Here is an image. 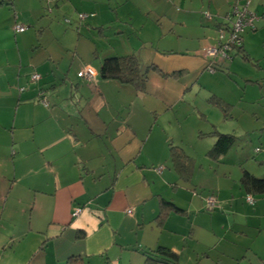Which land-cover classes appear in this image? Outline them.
I'll return each mask as SVG.
<instances>
[{"label": "crops", "instance_id": "obj_1", "mask_svg": "<svg viewBox=\"0 0 264 264\" xmlns=\"http://www.w3.org/2000/svg\"><path fill=\"white\" fill-rule=\"evenodd\" d=\"M235 1L0 4L12 10L0 13V264L103 254L108 264H143L157 246L181 264H264V193L240 180L245 170L264 179V0H250L256 19L229 63L216 60L209 72L203 55L227 36ZM42 4L62 22L38 15ZM128 54L147 66L141 90L99 75L104 58ZM83 64L94 82L80 77ZM211 105L232 131L203 112ZM236 131L226 153L208 154L217 133ZM170 145L187 155V171Z\"/></svg>", "mask_w": 264, "mask_h": 264}, {"label": "trees", "instance_id": "obj_2", "mask_svg": "<svg viewBox=\"0 0 264 264\" xmlns=\"http://www.w3.org/2000/svg\"><path fill=\"white\" fill-rule=\"evenodd\" d=\"M4 0H0L2 4ZM157 69L154 65L149 66ZM99 75L103 79H115L120 83L129 84L138 90L143 89L146 81V71H141L140 63L136 55L128 54L123 56L106 57L101 61L99 67ZM42 92H39V98ZM218 103V102H217ZM237 136L232 133H217L216 140L210 147L208 154L211 157H218L228 151L235 143ZM170 156L175 162L178 171L181 169L187 171L188 157L185 155L181 147L170 145ZM241 183L248 192L264 193V179L253 176L246 170L241 176ZM176 208L172 203L163 202V207ZM161 215V212H160ZM68 264H82L79 259L73 258ZM143 264H181L176 252L165 246H157L153 250L145 252Z\"/></svg>", "mask_w": 264, "mask_h": 264}, {"label": "built area", "instance_id": "obj_3", "mask_svg": "<svg viewBox=\"0 0 264 264\" xmlns=\"http://www.w3.org/2000/svg\"><path fill=\"white\" fill-rule=\"evenodd\" d=\"M250 0H236L231 8L230 12L227 14L228 20H230V25L227 29V36L225 38L222 37V29H220V40L214 46H208L203 48V55L208 60L207 70L209 72L215 71V62L216 60H225L230 59L232 56V51L234 48H238L241 46L242 37L241 34L245 27L253 26L254 19H256L255 13L249 10ZM205 16H209L205 13ZM87 17L86 13H79L78 18L83 20ZM15 31H23L25 26L23 24L17 23L14 26ZM80 77L88 82H94L96 78V71L90 64H83L81 70L79 71ZM40 75L37 72H33L30 75V80L35 82L38 80ZM39 101L48 105V100L45 95L42 94ZM246 200L248 202H253V197L248 194L246 196ZM207 206L209 208L215 205L214 196L210 195L206 199ZM81 211L80 208H75L72 212V215H78ZM131 210L128 209L127 212Z\"/></svg>", "mask_w": 264, "mask_h": 264}, {"label": "rangeland", "instance_id": "obj_4", "mask_svg": "<svg viewBox=\"0 0 264 264\" xmlns=\"http://www.w3.org/2000/svg\"><path fill=\"white\" fill-rule=\"evenodd\" d=\"M11 12L12 13V10H11V8L9 7V6H7V5H4L3 7H1L0 8V13H1V15H3V16H5L6 14H7V12ZM35 11H38L39 12V10H35ZM40 11H41V9H40ZM36 13V12H35ZM40 14H42L43 16H44V18H48V19H50L51 21H57V22H62V17H64V16H62V15H64V14H61V13H59L58 12V10H56V11H54V13H52L51 14V12H48V8H47V6L45 5V4H42V13H39L38 15H40ZM43 16H41V17H43ZM67 20V19H66ZM79 21V20H78ZM63 26L64 27H62L61 29L62 30H64V29H68V26L67 25H65L64 23H63ZM67 26V27H66ZM74 29H75V27H74ZM74 29H71V30H74ZM75 35H76V33H75ZM130 40H132V42H134V41H136V38H130ZM126 41V39H124L122 42H125ZM136 52V54H138L139 56H141L142 54H140L141 52H139V50H135ZM142 52H143V50H142ZM103 55V54H102ZM102 57V56H101ZM240 56H238L237 58H239ZM223 61H225V62H228L229 63V59H225V60H223ZM140 69H141V71L143 72V71H146V69H147V66L146 65H144V62L143 61H141L140 60ZM226 66V65H225ZM216 68H217V66H215ZM227 67V66H226ZM226 67H225V69H226ZM218 69L220 70V66L218 67ZM223 72H226L225 70H223ZM200 96V95H199ZM202 96H200L199 98L202 100V98H201ZM200 107H202V104H201V102H200V106H199V108ZM202 110H203V112H205L206 113V115L208 116V118L211 120H214L215 122V124H218V127H219V129L220 130H223V131H232V127L233 126H235L234 125V123H233V121L231 120V119H227V121L225 122V123H223V124H219L218 123V120H219V118H220V112L218 111V109H216L215 107H214V105H211L209 108L207 107V106H204L203 108H202ZM215 118V119H214ZM220 121V120H219ZM235 135H237V140H240V133H241V131H236V132H233ZM242 134V133H241ZM255 146H259L260 148H261V144L258 142V141H255V144H254ZM262 147H264V146H262ZM126 248H128V249H131V246H127ZM83 264H108V262H107V257H106V255L105 254H103V255H94V256H90V257H86L85 258V260H84V262H83Z\"/></svg>", "mask_w": 264, "mask_h": 264}]
</instances>
